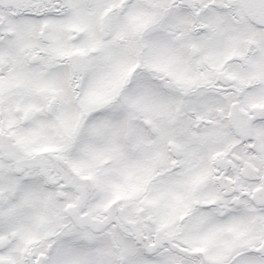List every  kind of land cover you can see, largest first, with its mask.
<instances>
[{
	"label": "snow or ice",
	"instance_id": "obj_1",
	"mask_svg": "<svg viewBox=\"0 0 264 264\" xmlns=\"http://www.w3.org/2000/svg\"><path fill=\"white\" fill-rule=\"evenodd\" d=\"M0 264H264V0H0Z\"/></svg>",
	"mask_w": 264,
	"mask_h": 264
}]
</instances>
